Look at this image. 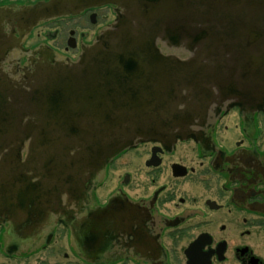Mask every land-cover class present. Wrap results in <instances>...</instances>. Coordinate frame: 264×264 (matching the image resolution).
<instances>
[{"label":"water","instance_id":"95a60500","mask_svg":"<svg viewBox=\"0 0 264 264\" xmlns=\"http://www.w3.org/2000/svg\"><path fill=\"white\" fill-rule=\"evenodd\" d=\"M105 5L116 7V20L78 61L39 60L22 80L8 79L2 63L16 49L35 54L23 41L38 25ZM222 101L264 109V0L0 5V215L10 222L6 238L11 231L22 237L46 211L74 204L135 142L173 139L176 131L180 136L195 115ZM31 218L37 223L28 226ZM52 234L51 228L46 243Z\"/></svg>","mask_w":264,"mask_h":264},{"label":"flooded vegetation","instance_id":"af4514ba","mask_svg":"<svg viewBox=\"0 0 264 264\" xmlns=\"http://www.w3.org/2000/svg\"><path fill=\"white\" fill-rule=\"evenodd\" d=\"M115 9L92 7L41 23L24 48L38 28L78 20L80 29H71L64 42L57 41L59 31H47L51 41L36 42L34 55L10 52L4 69L22 80L39 60L78 61L115 22ZM102 10L114 18L104 15L99 23ZM231 104H212L173 139L128 147L74 204L51 213L52 238L63 228L86 264H264V109ZM9 223L0 222L1 235Z\"/></svg>","mask_w":264,"mask_h":264},{"label":"rangeland","instance_id":"374dc122","mask_svg":"<svg viewBox=\"0 0 264 264\" xmlns=\"http://www.w3.org/2000/svg\"><path fill=\"white\" fill-rule=\"evenodd\" d=\"M17 1L25 0H6L5 3L8 4ZM27 1L34 2L36 0ZM104 15L107 16L108 21L114 18L110 11L102 10L98 14L99 23L104 20ZM78 22V20L62 21L60 23H54L46 27L38 28L37 30H35L33 37H31L27 42L26 48L34 47L35 43L41 40L51 41L50 38H46L47 36L45 33L47 31H50L51 34H55L57 33V31H59L57 41L61 40L62 42H64L69 36V31L71 29L78 28ZM83 26H87L89 28V26L91 25L88 22H84ZM171 53L174 54L175 52ZM2 68H4V66H2ZM4 71L7 74L8 79L15 77V75L7 73V70L4 69ZM26 172L27 171L25 170V173ZM27 173H29V171ZM46 212L48 213L44 215L45 218L42 220V222L38 223L33 228L28 229L27 232L22 235V237H20L19 234H16L14 235V238L11 231L9 233L11 236L9 235L10 237L6 238L7 234L1 235L2 230L0 228V247L2 245H5L7 240L5 253L0 249V264H86L73 253V250L71 249L73 245L69 243L68 234L63 228H58L55 231L54 237L51 238L50 242L46 244V240L48 238V235L51 234L52 228L49 227V225H51L55 220V218L53 219L50 211ZM10 242L11 245L15 244V242H17L19 245L20 243L26 242L28 250L31 248H33V250L31 251V253L26 254L24 253L26 250V246L24 244H21L16 250L10 251ZM44 244L46 246L43 249H40ZM259 247H261L259 248V252L264 256V249L262 245H260Z\"/></svg>","mask_w":264,"mask_h":264},{"label":"trees","instance_id":"16d2710c","mask_svg":"<svg viewBox=\"0 0 264 264\" xmlns=\"http://www.w3.org/2000/svg\"><path fill=\"white\" fill-rule=\"evenodd\" d=\"M5 2H6V0H0V5L6 4ZM12 3L13 4L14 3H17V4H30V3H33V2H30V1L25 0V1H17V2H12Z\"/></svg>","mask_w":264,"mask_h":264}]
</instances>
